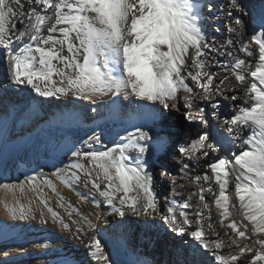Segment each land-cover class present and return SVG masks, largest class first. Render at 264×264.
I'll use <instances>...</instances> for the list:
<instances>
[{
	"label": "snow or ice",
	"instance_id": "snow-or-ice-1",
	"mask_svg": "<svg viewBox=\"0 0 264 264\" xmlns=\"http://www.w3.org/2000/svg\"><path fill=\"white\" fill-rule=\"evenodd\" d=\"M203 7L193 0H0V50L10 84L25 86L36 97L71 95L97 104L106 96L123 94L147 102L161 115V109L179 111L181 99L185 109H197L195 114L183 113L185 121L196 123L197 135L176 148L181 171L190 164L199 169L190 178L198 192L187 199L178 190L182 185L172 179L170 196L161 207L144 157L154 146L162 150L167 139L140 127L111 147L72 151L76 159L67 165L68 175L61 176L65 170L60 168L52 175L68 187L83 178L110 207L109 215L158 214L171 232L191 237L194 248L214 257L204 264H264V9L253 28L243 19L247 13L240 0H227L220 11L229 36L217 39L206 30ZM207 7L215 10L211 4ZM246 27L251 35L245 39ZM230 77L236 85H231ZM237 88L241 95L235 94ZM216 98L228 102L230 116L221 114L223 104ZM197 101L210 107L216 124ZM237 139L247 145L238 153ZM84 144L91 148L102 140L93 134ZM202 160L207 161L203 167ZM167 175L166 170L160 172L162 178ZM42 183L58 196L57 206L65 207L52 181L45 178ZM233 183L235 201L229 194ZM25 184L52 220L68 230L36 177L4 188L23 193ZM205 193L213 198L219 225L230 230L225 236L231 244L215 231ZM193 195L199 200L195 205ZM67 207L71 209L70 204ZM5 208L20 220L32 211L23 204ZM72 211L67 212L69 217ZM40 218L46 222L43 211ZM209 234L216 239L209 240ZM233 245L237 252H220ZM85 247L95 264H112L99 232Z\"/></svg>",
	"mask_w": 264,
	"mask_h": 264
},
{
	"label": "bare ground",
	"instance_id": "bare-ground-1",
	"mask_svg": "<svg viewBox=\"0 0 264 264\" xmlns=\"http://www.w3.org/2000/svg\"><path fill=\"white\" fill-rule=\"evenodd\" d=\"M193 2L204 5L202 14L210 37L215 36L219 39V36L228 34L224 27L225 16L220 11L227 0H193ZM240 2L247 13L243 19L254 28L256 25L253 21L259 20L264 9V0H240ZM257 3L262 5L257 7ZM208 4L213 5L215 10L210 12ZM250 35V28L246 27L245 37ZM0 55H3L2 50ZM219 59L223 60L222 57ZM0 64L3 66L0 74V264H95L88 256L85 245L91 236L98 232L112 264L148 263H145L148 257L143 252L144 243H146L145 247L153 250L155 254L153 264H192V260L193 264H204L205 261H214V257L207 250L194 248L196 242L191 237L178 236L171 232L168 226L164 236L167 242L165 244L168 246H162L159 233L164 223L159 219L158 214L147 217L143 214L133 215L130 212L124 216L109 215L110 207L91 190L90 185L85 186L83 178L80 183H72L68 187L61 183L57 176L52 175L57 168L65 170L61 172V176L68 175L66 167L76 159L71 156L72 151L111 147L121 142L120 137L126 136L127 132L140 127L145 131L150 130L153 136L158 134L167 139V144L162 150L157 151L154 146L144 157L149 172L155 164H159L157 168L155 167L157 173L158 169L160 172L166 170L168 173L164 179L158 173L154 180L159 200L162 197L165 200L170 196L172 179H176L177 184L182 185L178 190L181 196L187 199L190 194L198 192V188L191 182L185 184L189 174H184L185 172L180 171L179 166L175 165V161L181 160L176 148L179 144L194 138L197 135V127L196 123H192L188 124L185 130L177 131L172 124L175 122L174 116H178L179 111L186 110L182 100L178 105L179 111H163L161 118L160 114L152 111V106L147 102L123 94L119 97L106 96L97 104L79 100L71 95L58 99L55 97L45 99L36 97L35 93L25 86H12L7 79V64L1 57ZM248 79L251 80V77L249 76ZM235 94L241 95V90L237 88ZM216 99L223 104L222 98ZM197 103L205 107L207 118L213 120L210 107L202 101ZM220 111L225 115L223 108ZM228 112H231L230 109L225 111L226 116H229ZM213 121L212 124L217 123ZM216 131L222 132V129L217 128ZM93 134L100 136L102 144H93L89 148L84 141ZM235 144L237 153L241 148H247V145H243L242 139H237ZM216 146L220 147L219 144ZM206 162L202 160L201 167ZM189 170L192 171L190 176L199 172V169L191 164ZM28 177H36V183L46 194L49 206L69 225L68 230L52 220L47 210L36 199L37 194L30 191L26 184L23 193L5 190L4 185H19ZM45 178L56 186L59 195L64 198L65 207L57 206L58 196L43 185L42 181ZM188 188L192 191L189 192ZM229 194L235 201L234 183L230 185ZM180 198L176 197L177 200ZM205 198L210 205L212 220L216 222L215 231L220 234L225 244H231L225 236V232L230 230L221 227L218 223V212L212 196L205 193ZM93 201L99 202L100 206L97 207ZM191 202L194 205L199 203L198 196L193 195ZM5 204L10 207L23 204L26 209L31 207L32 211L27 219H13L6 210ZM69 204L71 209L67 207ZM73 209L76 211H72ZM41 211L44 212L45 223H41ZM68 211H72L70 217ZM97 216L100 219H97ZM88 221H91L94 227H89ZM155 226L158 228L156 234ZM132 229L137 232L135 245L131 242V236H134ZM208 239L215 240L216 237L209 234ZM185 242L189 248L184 250L183 256L180 249ZM169 249L175 252L171 259L168 257ZM230 251L235 253L238 249L233 245L231 249L224 247L220 250L222 254H228ZM246 255L250 259L253 253L249 252Z\"/></svg>",
	"mask_w": 264,
	"mask_h": 264
},
{
	"label": "rangeland",
	"instance_id": "rangeland-1",
	"mask_svg": "<svg viewBox=\"0 0 264 264\" xmlns=\"http://www.w3.org/2000/svg\"><path fill=\"white\" fill-rule=\"evenodd\" d=\"M262 4L261 3H257L256 4V6L258 7V6H261ZM228 36H229V34H224V36H219L218 38L219 39H221V38H223V39H227L228 38ZM245 39H246V37H245ZM237 47V49L239 48V45H237L236 46ZM237 54L238 55H240L241 56V58H243V54H240V53H238L237 52ZM0 57L1 58H3V55H0ZM4 59V58H3ZM2 71H3V66H1V64H0V74L2 73ZM232 78V79H231ZM230 83H232V85H234V84H236L237 82L235 81V79H234V77H230ZM182 100V99H181ZM183 101V100H182ZM223 102V101H222ZM184 103V102H183ZM227 103L228 102H223V111H224V114L225 115H227V113H225V111L227 112V111H229V105H227ZM84 105H85V103H84ZM161 111L163 112V110L161 109ZM185 111H191V112H193V114H195V109H192V110H189V109H186V110H184V111H179V113H178V116H174V123H172L173 125H174V127H176L177 128V131H178V129L179 130H185V128H187V125L189 124V122H187V121H185L184 119H183V113L185 112ZM222 111V112H223ZM228 113H230L229 114V116L232 114L231 112H228ZM89 114V113H88ZM158 114H160V113H158ZM160 116H161V118L163 117V115H161L160 114ZM159 121V120H158ZM161 121V120H160ZM210 121V123L212 124V123H214V121L213 120H209ZM171 123V122H170ZM157 166H158V164H156ZM155 165V167L157 168V166ZM175 165H178L179 166V169H180V171H181V168H182V164L179 162V161H175ZM155 167L154 168H152L151 169V174L153 175V177H154V180L156 179V176L158 175V173H160V169H158V173H157V171L155 170ZM182 172H185L184 174H189V176H187V182H185V184H188V182H190V178L192 177V176H190L191 174L190 173H192V171L191 170H189V169H185L184 171H182ZM162 179H164V177L162 178ZM188 191L190 192V191H192V189L190 188H188ZM160 204H162L161 206H163V202H164V198L162 197V198H160ZM157 230H158V228L155 226V234L157 233ZM132 231H134V236L132 237L131 236V242H132V244H136L135 243V241H136V233L137 232H135V230L134 229H132ZM166 231H167V225H163L162 226V228H161V230H160V233H159V235H160V237L162 238L161 240H162V246H164V247H167L168 246V244H165V243H167V242H165V234H166ZM139 242H141V240L139 239ZM187 242H185L184 243V245H181V248L182 249H180V252H183V256H184V254H185V252H184V250H187V247H188V245L186 244ZM145 245H146V243H144L143 244V252H144V254L148 257V259L147 260H145V263L146 262H148V263H146V264H153L154 263V260H155V254H154V252H153V250H150V249H147L146 247H145ZM171 248H173V247H171ZM177 249H178V247H177ZM171 251H172V255H171ZM168 257H169V259H171V256L173 257L174 256V254H175V252L173 251V249L171 250V249H169L168 251ZM178 252H179V250H178ZM192 264H193V260H192V262H191ZM39 264V263H38Z\"/></svg>",
	"mask_w": 264,
	"mask_h": 264
}]
</instances>
